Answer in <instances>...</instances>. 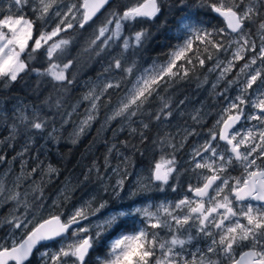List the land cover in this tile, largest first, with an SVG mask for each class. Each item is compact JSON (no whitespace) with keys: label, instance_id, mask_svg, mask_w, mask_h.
<instances>
[{"label":"snow or ice","instance_id":"snow-or-ice-1","mask_svg":"<svg viewBox=\"0 0 264 264\" xmlns=\"http://www.w3.org/2000/svg\"><path fill=\"white\" fill-rule=\"evenodd\" d=\"M9 4L8 14L0 7V95L26 76L34 80L33 91L39 93L42 84L51 83L58 93L54 104L51 94L43 101L55 107V113H45L37 106H24L32 107L31 115L17 109L16 118L28 143L35 136L58 143L62 137L56 135L60 131L54 126L56 117L63 121V128L72 122L83 101L88 107L70 133V143L77 144L101 108L112 105L113 96L118 103L111 107L101 129L119 121L113 139L126 127L139 142L128 138L110 144L105 141L103 164L93 159L87 171L80 173L83 179L74 185L66 178L50 205L42 197L34 212L0 218V228L8 226L0 236V264H33L34 259L37 264H264V0H168L167 4L165 0H9ZM26 8L35 19L20 15ZM202 11L222 18L224 26L206 21ZM169 16L175 19L177 43L169 48L167 59L158 62L153 58L151 67L134 82L126 81L124 72L134 74L131 57L149 38L144 26L159 31ZM88 27L92 33L83 51L94 57L107 56L108 62L70 105L71 111H66L64 100L76 73L72 71L74 59L63 62L62 57L74 37L65 39L61 34ZM41 55L44 60L36 66L33 62ZM128 59L131 63L124 67ZM209 62H213L211 67ZM205 68L207 73H219L208 91L222 107L203 143H197L184 161L189 167H183L177 153L189 137L201 135L195 127H181L179 147L165 133L159 143L171 152L162 147L159 159L150 161L147 169L129 171L135 164L134 154H145L141 146L157 142L149 136L154 122L159 130L179 115L203 126L212 115L202 112L205 104L186 110L187 96L176 104L154 107L162 84L173 88L191 82ZM230 73L234 75L229 77ZM196 79L197 88L209 83L207 74L203 80ZM221 82L223 93L217 90ZM233 88L236 94H228ZM16 134L13 123L5 139L14 140ZM112 158H118L116 167H111ZM2 162L4 155H0ZM42 165L40 161L27 175L39 169L42 180L48 177L47 183L59 176L60 169L53 164ZM109 172L117 177L115 183L109 182ZM89 183L95 189L65 218L62 200L71 201ZM3 188L0 179V196ZM38 189L43 191L39 184L33 191ZM169 192L176 194L173 199H168ZM18 197L19 193H11L8 199ZM46 208L51 210L45 214Z\"/></svg>","mask_w":264,"mask_h":264},{"label":"trees","instance_id":"trees-1","mask_svg":"<svg viewBox=\"0 0 264 264\" xmlns=\"http://www.w3.org/2000/svg\"><path fill=\"white\" fill-rule=\"evenodd\" d=\"M190 3L193 0H189ZM25 18L35 19V16L28 9L22 14ZM202 18L206 21H209L211 24H217L219 26H224L222 19L216 18L210 12H201ZM163 19V18H162ZM175 19L171 16L168 18V24L159 31L153 26L152 31L155 33L153 37L154 47L150 52V59L158 58V62H162L167 59V52L171 46H174L177 41L173 38ZM254 32V29H253ZM92 27H88L82 32L69 31L67 33H62V38L74 37L72 45L66 50L62 57L63 62H67L70 59H74L75 63L72 71L76 73V81L70 86L71 92L67 95L65 99L66 111L71 109L70 105L75 103L76 100L80 99L81 95L85 91V83L89 80H96L97 73L101 72L103 66L107 64L108 57H94L90 53L84 52L83 47L85 41L91 37ZM44 57L43 55L37 61L33 63L36 66H41ZM212 62H209L208 67H210ZM147 66V64H146ZM207 69L198 70L195 74V77L189 81H183L180 84L175 85L173 88L169 89V94L173 95V104L178 103V101L183 98L190 97H199L201 93V88H197L198 80H202ZM35 88L34 80L25 77L24 81L14 84L12 89L8 90L4 95H0V110L3 111V115L0 116V141H4L3 144H0V155L5 156V162L0 163V169L4 168L6 165L10 166L9 178L15 176L16 174H21L23 171L24 185L29 191L30 186L34 184H39L43 187L44 190V199L45 202L51 197L55 190L66 180V178L71 179L72 184H76L78 178L83 179L80 173L87 171V167L90 166L93 159H97V162L101 165L103 164V155L106 151L105 141L109 144L116 142L118 140H124L125 138L130 139L133 143H138V137H132L128 133V129H125L118 133L117 137L113 139L111 131L105 133L98 132V125L102 115L105 113L106 108L101 109L100 116L96 121L93 122L92 127L88 132L78 140L76 145L70 143L69 133L71 131V124H65L61 128L62 120L59 116L56 117L55 127L60 129L56 135L61 136L62 139L58 143H52L47 140L44 136H35L33 142L28 143V136L24 134L23 125L16 118L19 113L15 109L18 104H20V109H23L24 113L31 115L32 107L25 108L24 106H37L42 107L45 113H51V111L41 104V101L47 98L51 94L52 102H55L57 98V93L53 91L51 83H45L40 86L39 93L33 91ZM160 91V90H159ZM116 99L113 96L112 100ZM156 104L154 105V107ZM85 104L79 108L78 113H81L84 110ZM74 116V115H73ZM72 116V117H73ZM71 117L72 119L76 117ZM15 123L17 125V134L14 140L5 139L11 133V125ZM208 123V122H207ZM53 125H49V131ZM115 125H112V130L115 129ZM135 127V125H133ZM208 126V124H207ZM161 129L163 127H160ZM203 127H200V129ZM110 130V129H109ZM159 131L157 127L154 126L149 132V136L153 139L159 140ZM27 145V151H25V146ZM141 147L145 148V154L142 156L139 152L135 153L133 159L135 161L134 165H149L151 160H155L160 157L161 149L156 148L155 145L151 144L149 141L147 145H142ZM122 150H124L122 148ZM164 152L167 150L163 149ZM169 151V150H168ZM18 152H23L22 156H17ZM170 152V151H169ZM15 157V159H13ZM11 161V164L8 163ZM43 161V167H46L48 164H53L60 169L59 176H53L52 182L47 183L48 177L45 176L43 180L41 179L40 170L36 173H32L31 176H28L27 173L31 171L32 167H35L37 163ZM23 162V165H22ZM118 163V158H112L111 166ZM131 169V167H130ZM5 181V184L7 180ZM11 180V179H10ZM92 186H95L93 183H89L86 186L78 189L76 196L84 193ZM76 198V197H75ZM163 198V197H162ZM2 230L0 228V235Z\"/></svg>","mask_w":264,"mask_h":264},{"label":"rangeland","instance_id":"rangeland-1","mask_svg":"<svg viewBox=\"0 0 264 264\" xmlns=\"http://www.w3.org/2000/svg\"><path fill=\"white\" fill-rule=\"evenodd\" d=\"M0 7H2L5 10L4 14H8L7 13V9L9 7H11V5L9 4V0H0ZM26 9L27 10L29 9L31 11L30 8H26ZM13 11H15V9H13ZM22 14L23 13H20V15H22ZM0 18H3V14H0ZM48 30H50V27H49ZM220 58L221 59H225V56L221 55ZM234 71H238V69H235ZM205 74H207V76H208L209 83H207L206 85H204L201 88V93H199L200 94L199 97H196L195 96L193 98H190L189 102L185 106L186 107V110L190 111L193 106L199 108V107H201V104H205V108L202 109V112L203 111H210V112H212V115L206 117V119L204 121V125L203 126L193 125L191 119L188 116L179 117V115H177V118L174 119V120H172L171 124L166 125V126H162L163 128L162 129L159 128V130H158L160 132L159 133V140L164 136L165 133H168L169 136L173 139V142L177 145V147H179V143H180L181 137L183 136L182 131H180L181 127H195L197 129V131H201V135L189 137L188 140H187V142L185 143V147L183 149H181L180 152L177 153L178 159L180 160V162L183 165V167H189L188 164H184V161H187L190 158L189 154H190L192 148L197 143H201V144L203 143V139H204V136L206 135L207 128L208 127H211L212 123H214L215 119L217 118V112L222 107V105L216 103V101L213 99V97H211L209 95V91H208L209 89H211L212 82L215 80L216 76L219 73L218 72H215V73H207V71H206ZM205 74H204V76H205ZM233 75H234V73H230L229 74V77H231ZM203 78H201V79L203 80ZM95 81L96 80H89V81H87L85 83V91L84 92H86L87 91V88L90 87L91 84L93 82H95ZM127 87H131V83H128L127 84ZM217 90L220 91L221 93H223V82H221V85L218 86V89ZM228 94L235 95L236 94V89L233 88L232 90H230V93H228ZM81 104H85L84 110L81 113L73 114L74 115L73 117H76V118L72 119V122H70V124H71V131H70V133L73 132V129L75 128V126L83 118V116L85 114V109L88 107L87 102H83L82 101ZM111 107H112V105H110L108 108H106V111L105 112L110 111ZM18 108L20 109V104H18L15 109L17 110ZM69 111H71V109ZM103 118H104V114L102 115V117H101V119L99 121V125H98L99 131L98 132L101 135V133H105L107 131H111V135H113V130H112L111 127L114 124L115 125L114 126L115 129H118L119 126H120L119 125V121L112 122L111 125L107 126L106 128H104L102 130L101 129V125L103 123ZM62 123H63V121H62ZM246 123L247 122H244V124H246ZM207 124H208V126H207ZM200 127H203V128L200 129ZM89 130H90V128L87 129L86 132H88ZM121 132H118V133H121ZM70 133H69V140H70ZM164 149L167 150V152H169V151L171 152V149L167 148L166 146L164 147ZM157 159H159V158H157ZM151 161H153V160H151ZM116 165L117 164H113L111 167H116ZM147 167H148V165H141V166L134 165L133 167H131V169L129 168V171H133V170L139 171L140 169H147ZM9 169H10V166H7V165L4 168L0 169V179H2L4 181V184H5L6 179L10 177L9 176V174H10ZM6 172H7V174L5 175L4 173H6ZM236 174H238V173H234V175H236ZM109 175L112 176V178H111V180L109 182L110 183H115V179L117 177H115L114 175H112L110 172H109ZM17 177H21L20 181H17ZM70 178L69 179L67 178V182L69 183V185H74V184L71 183V179ZM134 179H135L134 176L133 177H130V179H129V184L130 185H131V181L134 180ZM184 179H187V176H185ZM105 180L108 181V176H105ZM23 182H24V179H23L22 175L21 174H19V175L16 174L15 176H13V177H11V178H9L7 180V182L5 184V188L7 189V188L16 187L17 186V183H19V187L17 188V191H19L21 193H24V192H26L28 190L26 189V186L24 185ZM64 183H65V181L55 190V192L51 195V197L49 199H47L45 202H43L45 205H50L51 204V201L56 198L59 190L61 189V187L64 186ZM193 183H195V179L194 178H193ZM95 187H96V185L95 186H92L91 188H89L84 193H81L80 192V195L79 196H76L77 192L79 191V190H77L73 194L72 200L69 201V202H67V203H64L63 200H62L61 208L65 212V218H66V216L68 214H70L74 210V207H76L82 201V199L87 198L88 193L90 191L94 190ZM155 195H156L157 198H160V199H162V197H163V195L160 194V193H156ZM167 195H168V199H173L176 194H173V193L169 192ZM13 207H14V204L11 201L3 202L2 201V198H0V218L7 217L9 215V213H12ZM36 207H38V206H36ZM36 207H34V209L32 211H30V213L34 212L36 210ZM50 210L51 209L46 208L45 209V214L48 211H50ZM60 210L61 209H56V211H60ZM22 212H23V208L19 209L15 214L17 216H19ZM29 218H31V215H29ZM1 230H2V233H1L0 236H3L8 231V226L5 225L3 228H1ZM33 264H37V262H36L35 259L33 260Z\"/></svg>","mask_w":264,"mask_h":264},{"label":"clouds","instance_id":"clouds-1","mask_svg":"<svg viewBox=\"0 0 264 264\" xmlns=\"http://www.w3.org/2000/svg\"><path fill=\"white\" fill-rule=\"evenodd\" d=\"M167 2H168V0H165V4H167ZM137 30H140V29H137ZM143 30L146 33H148L149 38L143 42V46L136 52V55L134 57H131V59L135 60V67L133 68L134 74L124 72L123 76H124V79L126 81L134 82L136 80V78L139 77L145 71V69L150 68L152 63H153V59H151L150 63H148V62L150 59V52L152 51V48L154 47L153 34H155V33L152 31V27L150 25H145ZM172 35H173V33H172ZM131 59H128L125 61L124 67H127L131 63ZM146 64H147V66H146ZM169 89H170V87L166 83L161 85L160 91H158L156 93V97H155V104L157 106H159L160 104H162L164 102H167L169 106L173 103V95L169 94ZM43 101L44 100L41 101V104L43 106L47 107L52 113L56 112L55 107L49 108V106L47 104H44ZM54 103L55 102H52V104H54ZM117 103H118V98L116 97V99L114 101L112 100V107H115L117 105ZM64 105L66 107L65 100H64ZM101 109H103V107ZM110 113H111V109H110V111L104 113L103 122L105 121L106 117ZM96 115L98 118L100 116V113H97ZM23 131H24V129H23ZM156 141L157 142L154 144L156 148L161 149L162 147H164V145H161L158 142V140H156ZM73 145H76V144H73ZM36 185L37 184L34 182V184L30 186L29 191L21 193V192L17 191V188H18L17 186L13 187V188H7L6 189L5 184H4L3 195L0 196V198H2L3 202L11 201L14 204V207L12 209L13 215H16L15 213L19 209L23 208V212L19 215V216H23L26 213L32 211L34 209V207L38 206L39 203L41 202V198L44 197V190L41 191L38 189L36 191H33V188ZM41 188H43V187H41ZM133 191H135V189H133ZM11 193H19L18 199H15V200L8 199V197ZM25 193H27V195H25ZM25 201H27V203H25Z\"/></svg>","mask_w":264,"mask_h":264},{"label":"water","instance_id":"water-1","mask_svg":"<svg viewBox=\"0 0 264 264\" xmlns=\"http://www.w3.org/2000/svg\"><path fill=\"white\" fill-rule=\"evenodd\" d=\"M219 19H222V18H219Z\"/></svg>","mask_w":264,"mask_h":264},{"label":"flooded vegetation","instance_id":"flooded-vegetation-1","mask_svg":"<svg viewBox=\"0 0 264 264\" xmlns=\"http://www.w3.org/2000/svg\"><path fill=\"white\" fill-rule=\"evenodd\" d=\"M233 175H234V173H233Z\"/></svg>","mask_w":264,"mask_h":264}]
</instances>
